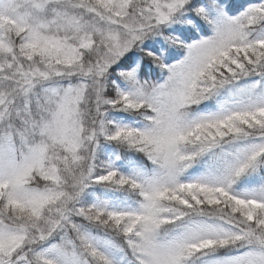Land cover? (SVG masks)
Returning a JSON list of instances; mask_svg holds the SVG:
<instances>
[{
	"label": "snow or ice",
	"instance_id": "1",
	"mask_svg": "<svg viewBox=\"0 0 264 264\" xmlns=\"http://www.w3.org/2000/svg\"><path fill=\"white\" fill-rule=\"evenodd\" d=\"M0 264H264V0H0Z\"/></svg>",
	"mask_w": 264,
	"mask_h": 264
}]
</instances>
